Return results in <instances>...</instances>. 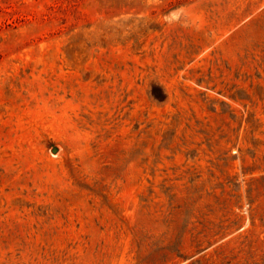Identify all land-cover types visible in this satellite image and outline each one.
Segmentation results:
<instances>
[{"label": "rangeland", "instance_id": "obj_1", "mask_svg": "<svg viewBox=\"0 0 264 264\" xmlns=\"http://www.w3.org/2000/svg\"><path fill=\"white\" fill-rule=\"evenodd\" d=\"M0 264H264V0H0Z\"/></svg>", "mask_w": 264, "mask_h": 264}, {"label": "water", "instance_id": "obj_2", "mask_svg": "<svg viewBox=\"0 0 264 264\" xmlns=\"http://www.w3.org/2000/svg\"><path fill=\"white\" fill-rule=\"evenodd\" d=\"M54 151H57V147H55Z\"/></svg>", "mask_w": 264, "mask_h": 264}]
</instances>
